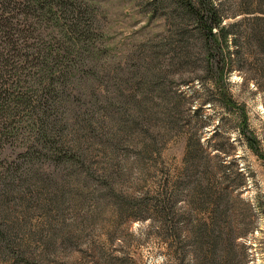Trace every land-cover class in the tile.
Listing matches in <instances>:
<instances>
[{
    "label": "rangeland",
    "instance_id": "1",
    "mask_svg": "<svg viewBox=\"0 0 264 264\" xmlns=\"http://www.w3.org/2000/svg\"><path fill=\"white\" fill-rule=\"evenodd\" d=\"M209 1L205 58L197 26L186 47L149 0H68L103 59L73 92L68 164L22 166L0 137V264H264V0Z\"/></svg>",
    "mask_w": 264,
    "mask_h": 264
},
{
    "label": "trees",
    "instance_id": "2",
    "mask_svg": "<svg viewBox=\"0 0 264 264\" xmlns=\"http://www.w3.org/2000/svg\"><path fill=\"white\" fill-rule=\"evenodd\" d=\"M149 1L151 19L161 20L166 27L172 25L173 34L186 47L185 39L193 36L188 28L195 24L200 52L206 58V48L217 43L214 29L222 23L219 9L209 0ZM85 9L69 5L68 0H0V137L21 142L26 156L22 166L34 165L38 153L52 155L57 163L72 160L62 137L83 110L75 103L73 92L87 80L80 72L90 65L94 71L103 59L100 50H92L94 24L82 19L89 14L88 8L83 13ZM158 37L144 48L151 58L162 62L170 45L165 37L154 44ZM180 57L173 56L180 66L198 64L188 52V60ZM204 64L206 67V60ZM165 77L162 73L161 78Z\"/></svg>",
    "mask_w": 264,
    "mask_h": 264
}]
</instances>
